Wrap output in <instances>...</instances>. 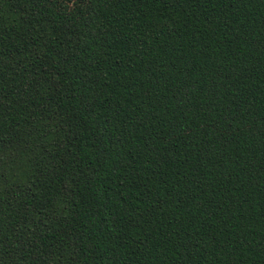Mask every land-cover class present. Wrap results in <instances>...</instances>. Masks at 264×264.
<instances>
[{"label": "trees", "instance_id": "trees-1", "mask_svg": "<svg viewBox=\"0 0 264 264\" xmlns=\"http://www.w3.org/2000/svg\"><path fill=\"white\" fill-rule=\"evenodd\" d=\"M0 264H264V0H0Z\"/></svg>", "mask_w": 264, "mask_h": 264}]
</instances>
